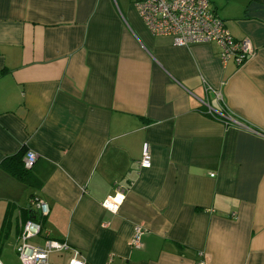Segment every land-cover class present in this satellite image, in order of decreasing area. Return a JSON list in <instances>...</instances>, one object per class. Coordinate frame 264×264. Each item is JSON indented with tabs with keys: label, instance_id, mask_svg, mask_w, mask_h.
<instances>
[{
	"label": "crops",
	"instance_id": "0c3cea01",
	"mask_svg": "<svg viewBox=\"0 0 264 264\" xmlns=\"http://www.w3.org/2000/svg\"><path fill=\"white\" fill-rule=\"evenodd\" d=\"M209 1L253 45L239 66L215 43L152 35L130 0H0V164L36 155L29 181L0 166V264H21L28 218L41 228L30 244L66 241L87 264H195L199 251L264 264V0ZM117 192L111 212L102 202Z\"/></svg>",
	"mask_w": 264,
	"mask_h": 264
},
{
	"label": "built area",
	"instance_id": "2783aa9c",
	"mask_svg": "<svg viewBox=\"0 0 264 264\" xmlns=\"http://www.w3.org/2000/svg\"><path fill=\"white\" fill-rule=\"evenodd\" d=\"M130 2L152 35L169 36L175 46L185 47L198 43H215L220 49L218 56L223 65L231 60L239 66L253 52L250 39L247 37L235 39L223 20L211 7L209 0H130ZM206 89L210 90V87H206ZM213 95L218 102L222 100L221 93L213 91ZM202 104L205 113L218 116L225 123L241 125L223 107L217 111L210 106L207 99ZM248 130L258 133L255 129L248 128ZM35 160L36 155L27 151L23 161L24 167L30 168ZM151 160L149 143L144 142L139 161L140 167L149 168ZM122 199L123 196L117 192L106 197L102 206L111 212H116ZM29 205L41 216L48 213L47 204L37 197L30 198ZM40 229V223L34 219H27L22 223L17 246V257L21 264H52L49 261V255L63 251L69 252L66 264H87L79 250L71 247L66 241L48 238L41 247L30 244L28 240L37 235ZM142 233L140 227H135L132 239L134 246H142L140 242ZM198 257L195 264H206L202 251L198 252Z\"/></svg>",
	"mask_w": 264,
	"mask_h": 264
},
{
	"label": "trees",
	"instance_id": "16d2710c",
	"mask_svg": "<svg viewBox=\"0 0 264 264\" xmlns=\"http://www.w3.org/2000/svg\"><path fill=\"white\" fill-rule=\"evenodd\" d=\"M21 156H23V152H20L18 154H15L13 157H8L4 159L0 166L4 168L6 171H9L12 175H14L16 178L22 180V181H29L27 176V168L24 167L22 160L20 159ZM12 158H18V161L20 163L19 167H16L15 169L9 166V160ZM31 219V218H28ZM27 220V219H26Z\"/></svg>",
	"mask_w": 264,
	"mask_h": 264
}]
</instances>
